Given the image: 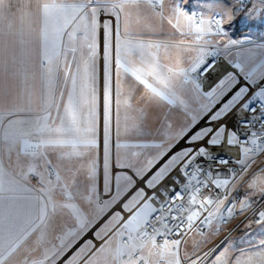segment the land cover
<instances>
[{"label": "snow or ice", "instance_id": "1", "mask_svg": "<svg viewBox=\"0 0 264 264\" xmlns=\"http://www.w3.org/2000/svg\"><path fill=\"white\" fill-rule=\"evenodd\" d=\"M217 8L0 0V264H264V239L237 248L227 229L264 225V42L228 32L264 0ZM221 54L235 71L205 91ZM121 113L159 142L123 145L155 151L117 153L113 175Z\"/></svg>", "mask_w": 264, "mask_h": 264}, {"label": "rangeland", "instance_id": "2", "mask_svg": "<svg viewBox=\"0 0 264 264\" xmlns=\"http://www.w3.org/2000/svg\"><path fill=\"white\" fill-rule=\"evenodd\" d=\"M222 3H227L226 0H185V7L188 11H201L206 12L213 8H217L218 5ZM218 10V8H217ZM229 37L231 39H243L245 37L250 38L251 40H254L256 42H264V18L255 20V21H249L247 20L243 15H241L234 23V25L228 29ZM100 44H101V53L103 50V33L101 31L100 36ZM237 49L233 48L231 49V56L228 58L237 60L240 58H237L235 56V52ZM224 55V54H223ZM225 56V55H224ZM103 59L101 56L99 66H98V73H99V84L101 89V95H102V89H103ZM102 111V110H101ZM124 114L121 113V130L119 136L116 135L115 130L113 131L112 136V173L115 175L116 173L120 172L121 169L117 168L115 166L116 164V154L119 153L120 157L123 158L125 156L131 158V153L133 151L137 152H143L148 153L151 151H155V149H140V148H132V147H123V145H132L137 143H157L158 138L154 135H145L143 137H138L134 133H128L124 130ZM198 127H200L198 125ZM195 130V129H194ZM117 144H120L121 147H117ZM186 147V144L184 141H180V143L176 146V148L173 149V151H178L180 148ZM171 154V153H169ZM95 156L97 159V163H103V157H104V145H103V126H102V117H101V127H100V133L98 138V147L95 149ZM142 158V157H141ZM35 182V181H33ZM104 184L103 180V169L98 168V180H97V189L99 191L100 186ZM240 195H243V191L240 192ZM108 198V196H107ZM106 198V199H107ZM263 200V199H262ZM261 201V200H260ZM240 219V220H239ZM238 225L239 227H236L231 231V239L235 242V246L237 248H245L249 244H254L256 241L260 239H264V225H252L251 230L247 229L244 225L247 223V219L245 217H239L238 218ZM92 231H89L85 234L83 238L89 239L92 238ZM224 235H227V232L222 233L220 236L216 237L210 244L207 245L206 248H204L205 251H207L209 248L214 247L217 244H220L218 242L219 239L224 238ZM82 238V239H83ZM83 242V241H82ZM223 245H221V248ZM219 248L217 249V252H219ZM69 254V253H68Z\"/></svg>", "mask_w": 264, "mask_h": 264}, {"label": "built area", "instance_id": "3", "mask_svg": "<svg viewBox=\"0 0 264 264\" xmlns=\"http://www.w3.org/2000/svg\"><path fill=\"white\" fill-rule=\"evenodd\" d=\"M212 59L213 58H209V62H211ZM215 59H216V67L211 72H209L207 76L203 77L205 91L209 90L226 73V71H235L228 65L227 61H225L223 54L217 56ZM218 76L219 78H216ZM241 83H243V80H241ZM225 99H227V97H225ZM219 106L220 105H217V107ZM199 126H203V122H201ZM213 151L221 155H227V153H225L223 149L217 148V149H213ZM98 168L103 169V163H99ZM175 174L176 173H173V175ZM98 192L101 194V199L107 198V195L104 194V184L100 186ZM260 203L264 204V199L261 200ZM238 223H239L238 219L233 220L229 225H227V229L234 230L237 227ZM221 240L222 239H219L218 242H220Z\"/></svg>", "mask_w": 264, "mask_h": 264}, {"label": "water", "instance_id": "4", "mask_svg": "<svg viewBox=\"0 0 264 264\" xmlns=\"http://www.w3.org/2000/svg\"><path fill=\"white\" fill-rule=\"evenodd\" d=\"M85 238H83L79 243H82V241L84 240ZM78 243V244H79ZM78 244L75 246V247H77L78 246ZM75 248H73L72 250H74Z\"/></svg>", "mask_w": 264, "mask_h": 264}, {"label": "crops", "instance_id": "5", "mask_svg": "<svg viewBox=\"0 0 264 264\" xmlns=\"http://www.w3.org/2000/svg\"><path fill=\"white\" fill-rule=\"evenodd\" d=\"M103 19V18H102ZM83 243V242H82ZM77 247H79V244H78V246ZM75 250V249H74ZM74 250H72V251H74ZM71 254V252H69V255Z\"/></svg>", "mask_w": 264, "mask_h": 264}, {"label": "bare ground", "instance_id": "6", "mask_svg": "<svg viewBox=\"0 0 264 264\" xmlns=\"http://www.w3.org/2000/svg\"><path fill=\"white\" fill-rule=\"evenodd\" d=\"M224 58H225V56H224ZM225 61H227V59L225 58ZM216 78H219V76L218 77H216Z\"/></svg>", "mask_w": 264, "mask_h": 264}]
</instances>
